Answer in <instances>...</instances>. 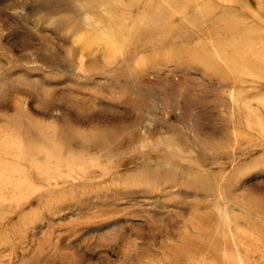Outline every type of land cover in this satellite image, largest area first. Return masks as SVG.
<instances>
[{
	"label": "rangeland",
	"instance_id": "obj_1",
	"mask_svg": "<svg viewBox=\"0 0 264 264\" xmlns=\"http://www.w3.org/2000/svg\"><path fill=\"white\" fill-rule=\"evenodd\" d=\"M0 174V264H264V0H0Z\"/></svg>",
	"mask_w": 264,
	"mask_h": 264
},
{
	"label": "bare ground",
	"instance_id": "obj_2",
	"mask_svg": "<svg viewBox=\"0 0 264 264\" xmlns=\"http://www.w3.org/2000/svg\"><path fill=\"white\" fill-rule=\"evenodd\" d=\"M234 46V45H233ZM235 47V46H234ZM251 49V48H250ZM253 52V50H252ZM8 178V177H7ZM11 178V177H10ZM0 179H5L3 175L0 174ZM9 179V178H8Z\"/></svg>",
	"mask_w": 264,
	"mask_h": 264
}]
</instances>
